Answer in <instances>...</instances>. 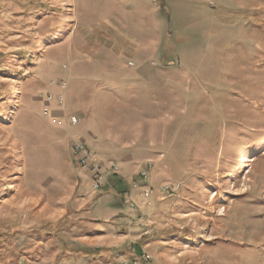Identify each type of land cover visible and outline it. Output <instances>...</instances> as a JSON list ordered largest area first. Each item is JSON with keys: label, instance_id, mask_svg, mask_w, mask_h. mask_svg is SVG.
<instances>
[{"label": "rangeland", "instance_id": "1", "mask_svg": "<svg viewBox=\"0 0 264 264\" xmlns=\"http://www.w3.org/2000/svg\"><path fill=\"white\" fill-rule=\"evenodd\" d=\"M0 264H264V0H0Z\"/></svg>", "mask_w": 264, "mask_h": 264}, {"label": "built area", "instance_id": "2", "mask_svg": "<svg viewBox=\"0 0 264 264\" xmlns=\"http://www.w3.org/2000/svg\"><path fill=\"white\" fill-rule=\"evenodd\" d=\"M45 113H47L45 111ZM78 123L76 117H71L69 120V125L71 127L75 126ZM73 156L79 167L89 169L94 176V186L100 187L102 185V175L100 173V165L92 158V155L89 153L88 149L81 144L75 143L73 145ZM146 177V174H144Z\"/></svg>", "mask_w": 264, "mask_h": 264}]
</instances>
